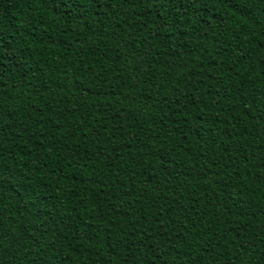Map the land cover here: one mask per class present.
<instances>
[{
  "label": "trees",
  "instance_id": "obj_1",
  "mask_svg": "<svg viewBox=\"0 0 264 264\" xmlns=\"http://www.w3.org/2000/svg\"><path fill=\"white\" fill-rule=\"evenodd\" d=\"M0 264H264V0H0Z\"/></svg>",
  "mask_w": 264,
  "mask_h": 264
}]
</instances>
